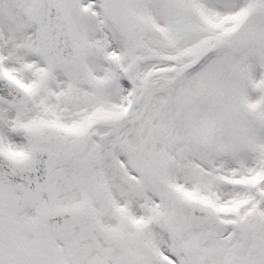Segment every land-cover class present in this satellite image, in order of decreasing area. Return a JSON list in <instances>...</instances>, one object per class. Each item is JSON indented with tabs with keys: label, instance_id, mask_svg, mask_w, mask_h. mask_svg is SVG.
Instances as JSON below:
<instances>
[{
	"label": "snow or ice",
	"instance_id": "snow-or-ice-1",
	"mask_svg": "<svg viewBox=\"0 0 264 264\" xmlns=\"http://www.w3.org/2000/svg\"><path fill=\"white\" fill-rule=\"evenodd\" d=\"M0 264H264V0H0Z\"/></svg>",
	"mask_w": 264,
	"mask_h": 264
}]
</instances>
